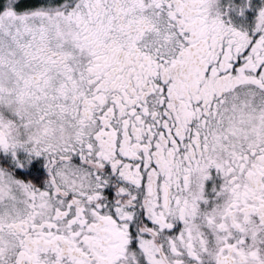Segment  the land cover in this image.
Segmentation results:
<instances>
[{"label":"snow or ice","instance_id":"obj_1","mask_svg":"<svg viewBox=\"0 0 264 264\" xmlns=\"http://www.w3.org/2000/svg\"><path fill=\"white\" fill-rule=\"evenodd\" d=\"M0 264H264V0H0Z\"/></svg>","mask_w":264,"mask_h":264}]
</instances>
